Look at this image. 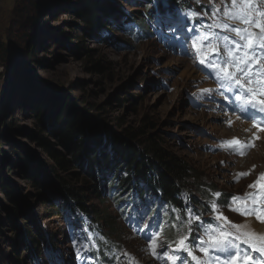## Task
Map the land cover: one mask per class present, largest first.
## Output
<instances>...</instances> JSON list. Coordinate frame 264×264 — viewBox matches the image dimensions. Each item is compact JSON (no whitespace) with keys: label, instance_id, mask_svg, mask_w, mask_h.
<instances>
[{"label":"rangeland","instance_id":"rangeland-1","mask_svg":"<svg viewBox=\"0 0 264 264\" xmlns=\"http://www.w3.org/2000/svg\"><path fill=\"white\" fill-rule=\"evenodd\" d=\"M97 1L120 15L148 11L142 0ZM204 2L223 5L222 0H199ZM81 7L82 0H0V264H35L36 251L42 264H56L48 244L55 243L69 256V231L77 240V249L86 244L67 207L62 208L53 196L39 195L41 190L24 177L21 165L30 159L37 168L54 166L30 134L38 132L42 117L45 121L59 116L66 106L87 114L107 134L126 139L125 130L143 128L146 134L140 139L151 135L164 139L190 162L194 178L189 187L198 198L203 199L212 184L225 196L246 192L264 172V139L248 156L229 157L218 140L242 135L246 128L235 122L229 129L221 114L215 116L206 107L190 105L188 94L201 88L203 75L191 64L192 53L179 38L168 39H176V46L165 50L156 38H138L128 34L127 26L119 30L111 24L106 32L120 40L104 39L99 33L102 29L86 30L78 13ZM182 32L190 34L186 28ZM171 50L181 52L184 58ZM37 105L41 114L35 110ZM112 149L107 144L100 151L115 157ZM69 179L85 190L89 206L103 212L100 223H110L118 230L116 241L135 252L144 264H153L145 256L143 242L121 224L112 203H101V198L107 197L96 193L86 172L75 167ZM8 188L28 200L32 207L29 221L11 216V203L4 193ZM14 219L24 222L21 230H16ZM250 220L242 219V224L247 228Z\"/></svg>","mask_w":264,"mask_h":264},{"label":"trees","instance_id":"trees-1","mask_svg":"<svg viewBox=\"0 0 264 264\" xmlns=\"http://www.w3.org/2000/svg\"><path fill=\"white\" fill-rule=\"evenodd\" d=\"M109 11L113 13L104 20ZM114 12L115 10H110L109 5L99 4L97 0H82V7L78 11L86 30L90 32L107 27ZM110 38L118 39L114 35ZM98 67L101 68L100 65ZM35 110L41 114L38 105ZM145 134L143 128L125 130L126 139L118 134H107L100 124L93 122L87 114L84 115L79 109L72 111L66 106L59 116L48 117L45 121L42 117L39 120L38 132L30 134L47 153L54 166L48 171L35 167L30 159L24 160L21 162L24 177L41 190L42 193L39 195L53 196L62 207L71 209L79 207L96 222H100L98 218L102 219L103 212L89 206L84 198L85 190L70 181L69 176L75 167L82 168L87 174V179L94 181L92 188L96 193H99L97 179L99 177L102 179V175L108 170L109 174L113 175L111 184L114 183L112 186L117 189L126 187L132 180H144L150 185L161 188L165 197L178 203V196L182 190L190 189L189 181L194 178L191 173L193 168L190 162L174 152L164 139L154 135L140 139ZM107 144L113 148L115 157L102 154L100 151L101 147ZM211 187L213 188L214 185L212 184ZM10 189L8 188L4 193L11 203L9 209L11 216H20L25 222L29 221L28 213L31 211V205L27 199L17 196ZM101 201L104 203L109 200L102 197ZM50 205L59 207V203L51 202ZM105 219L108 221V217ZM15 220L12 222L14 223ZM23 224L24 222L16 223V230H21ZM104 224L113 238L118 230L110 223ZM37 242L39 241L37 240L35 244L38 246Z\"/></svg>","mask_w":264,"mask_h":264},{"label":"snow or ice","instance_id":"snow-or-ice-1","mask_svg":"<svg viewBox=\"0 0 264 264\" xmlns=\"http://www.w3.org/2000/svg\"><path fill=\"white\" fill-rule=\"evenodd\" d=\"M197 3L199 4V0H197ZM260 4L264 5V0H260ZM200 6L213 10L211 5ZM218 11L213 10V14H217ZM188 17L190 19L198 18V14L193 10L188 13ZM232 21H240L245 27H238L236 23H230ZM261 21H264V11L256 6L255 0H231L230 5L222 9L221 21L214 22L215 29L223 30L216 35L217 41L223 42V48H220L219 45L212 46L205 38L204 43L207 51L204 53L205 58L199 60V64L211 70L208 74L210 76L214 75V78L218 81L219 94L224 100L229 101L231 110L253 120V127H256L259 131H264V99H257L255 89L248 87L252 83L264 85V23ZM251 25L259 29L258 36H254L248 30V26ZM189 31L193 37L199 38L201 35L195 27ZM193 43L196 46L195 41ZM225 50H227V54H225ZM257 61L259 62L257 63ZM202 91L207 93L209 90ZM259 94L264 97V86L261 87ZM228 123L231 124V121ZM222 144L237 145L240 144V141L238 138H233L229 141H223ZM230 150L240 152V149L235 147L230 148ZM241 154L243 153L241 152ZM247 174L242 173L240 175ZM125 175L127 174L125 173ZM261 181H264V173H260L257 181L249 187L252 188L257 185L264 187V185H261ZM253 195L249 194L245 199H249ZM215 196L220 197L221 193L217 192ZM237 199L239 198L232 197L233 202ZM216 209L217 203L214 200L211 203V210L215 212ZM149 210L150 208L146 205L143 215H147ZM232 210L243 215H253L257 212V206L253 199L250 207H237ZM193 212L194 210H189L188 213L190 217L188 225H194V227L188 228V232L197 233L194 239L188 235L181 236L175 242L174 247L172 244L159 245L160 252L158 253L156 248L153 247L155 243L153 234L148 233L146 235L145 238L150 241L149 248L154 257L160 259L162 256L170 261V264H193V262L194 264H255L253 253L264 259V246L257 247L258 242L264 244V234L257 235L254 231L249 230L241 235L239 234L241 226L233 224L232 227L237 228L236 233L225 230L221 231L218 236L208 235L213 230L211 224L205 227V224L199 223L201 216L195 215ZM143 215L141 219H143ZM256 219L264 222V215H256ZM220 220L227 221V218L222 214L213 218V222ZM201 229L204 230L207 239L199 235ZM85 239H87L86 235ZM245 245L247 247H244ZM168 249H171L173 254L170 255ZM193 249H197L202 253L205 259L202 260L201 257L195 255ZM90 255L87 244L77 249V259L82 256L84 259H88Z\"/></svg>","mask_w":264,"mask_h":264},{"label":"bare ground","instance_id":"bare-ground-1","mask_svg":"<svg viewBox=\"0 0 264 264\" xmlns=\"http://www.w3.org/2000/svg\"><path fill=\"white\" fill-rule=\"evenodd\" d=\"M236 124L239 126H244V124H242V122L240 121H236ZM244 127L246 128V125ZM247 229H250L254 231L257 235H260L264 233V224L252 219L248 222Z\"/></svg>","mask_w":264,"mask_h":264}]
</instances>
